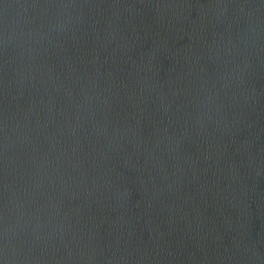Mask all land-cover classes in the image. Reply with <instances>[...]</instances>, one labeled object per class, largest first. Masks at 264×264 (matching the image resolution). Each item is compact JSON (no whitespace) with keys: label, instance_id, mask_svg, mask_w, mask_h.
<instances>
[{"label":"water","instance_id":"95a60500","mask_svg":"<svg viewBox=\"0 0 264 264\" xmlns=\"http://www.w3.org/2000/svg\"><path fill=\"white\" fill-rule=\"evenodd\" d=\"M0 264H264V0H0Z\"/></svg>","mask_w":264,"mask_h":264}]
</instances>
